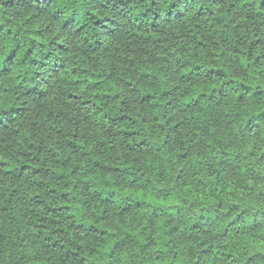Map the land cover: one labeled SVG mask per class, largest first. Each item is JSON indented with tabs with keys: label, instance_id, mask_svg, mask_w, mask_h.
<instances>
[{
	"label": "trees",
	"instance_id": "trees-1",
	"mask_svg": "<svg viewBox=\"0 0 264 264\" xmlns=\"http://www.w3.org/2000/svg\"><path fill=\"white\" fill-rule=\"evenodd\" d=\"M0 264H264V0H0Z\"/></svg>",
	"mask_w": 264,
	"mask_h": 264
}]
</instances>
